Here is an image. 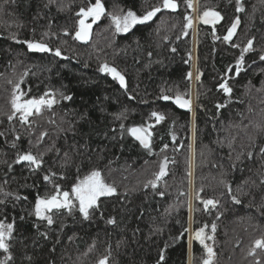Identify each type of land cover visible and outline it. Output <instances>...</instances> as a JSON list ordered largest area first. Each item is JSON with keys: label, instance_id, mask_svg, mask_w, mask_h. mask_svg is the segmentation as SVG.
<instances>
[{"label": "trees", "instance_id": "trees-1", "mask_svg": "<svg viewBox=\"0 0 264 264\" xmlns=\"http://www.w3.org/2000/svg\"><path fill=\"white\" fill-rule=\"evenodd\" d=\"M95 2L0 0V222L14 226L0 261L98 264L107 256V264H203L206 251L194 233L205 225L212 231L215 223L213 239L205 242L214 264H264V249L252 251L264 240V0H240L239 12L236 0H196L198 17L212 10L221 19L212 28L196 21L195 52L193 24L184 27L193 6L185 0L127 33H116L109 14L143 16L162 0H101L105 14L89 39H75L77 14ZM248 40L253 45L237 74ZM31 41L59 48L61 56L29 51L25 42ZM193 54L194 84L187 78ZM105 63L124 76L126 87L99 70ZM22 80L23 100L47 94L56 101L28 123L18 114L8 119ZM224 82L230 94L219 88ZM162 90L172 97L193 94L191 110L160 99ZM154 111L164 120L157 123ZM147 126L151 147L144 150L127 130ZM29 151L41 159L39 168L15 163L18 153ZM165 157L167 175L155 189L146 187ZM92 170L116 192L100 197L85 220L72 187ZM56 185L76 207L71 214L53 210L49 225L34 206L37 197L55 194ZM207 199L218 201L216 207L205 210Z\"/></svg>", "mask_w": 264, "mask_h": 264}, {"label": "snow or ice", "instance_id": "snow-or-ice-1", "mask_svg": "<svg viewBox=\"0 0 264 264\" xmlns=\"http://www.w3.org/2000/svg\"><path fill=\"white\" fill-rule=\"evenodd\" d=\"M185 3L189 8L193 6L192 0H185ZM237 7L236 11H242L243 9L240 6V0H236ZM178 5L176 3V0H162V5L157 6L153 8L152 10L146 12L143 16H138L135 12L129 10L124 14L121 15H112L109 14L112 24L115 26L116 33H127L134 25L137 24H144L145 22L151 20L158 12L161 11V9H170L172 11H175L177 9ZM105 14L104 6L101 4V0H96L94 5H91L86 10L84 8L80 9V12L77 14L81 18L78 21L79 27L78 30L75 32V39L80 41H87L89 38V30L91 29V24L86 23V19L88 17H92V23H95L96 20H98L102 15ZM185 21L187 22L184 27L185 29L190 28L192 26V18L188 15H185L184 17ZM199 20H201L203 23H213L216 21H219L221 19L220 13L212 10L205 11L202 16L198 17ZM239 23V20L237 19L235 22L232 23L231 27L228 29V33L226 36H224V40L228 41L233 36L237 24ZM65 34H67V31H65ZM187 34V33H185ZM47 35V33H45ZM15 37H13L14 39ZM27 43V48L29 51L34 52H53V54L57 57L61 56V50L59 48H56L54 51L49 47L47 43L44 42H25ZM253 45L252 40H248L247 46L243 48L241 52L240 58L237 60L236 63V72L237 74L240 72L241 68L240 65L243 63L244 59V53L251 50ZM237 45H233V47H236ZM175 51V49H173ZM260 60L264 61V54L260 56ZM101 72H106L111 74V76L118 80L121 87H126L125 78L124 76L115 68L110 67L109 65L102 64L99 69ZM231 70V69H230ZM191 73H188V79H191ZM196 79L199 80L200 76L197 75ZM20 85L17 84L15 86V89L13 91V96L11 100V106L13 109V112L11 115L8 116L9 120H12L13 117L19 113L20 114V120L22 123H28V117L32 116L34 114H40L42 111V108L44 106L51 107L56 101L54 99L41 97L40 99H28L21 102V98L24 95L23 93H20L19 95L16 94L17 90L19 89ZM220 89H223V91L226 94H230L232 89L228 86L227 82L221 83L219 85ZM170 91V90H169ZM64 99H71V97L64 96ZM160 99H163L165 101L172 100L173 103H175L180 108H186L189 111L191 110V99L185 98V95L180 94L177 92L175 97H172L170 95L164 94L162 90V95ZM217 107H222L221 105H217ZM153 117H155L156 122L160 123L162 120H164V115L159 112H152L151 114ZM121 128H123V125H121ZM129 133L134 136L140 144L145 149H150V140L149 137L151 136V133L148 132L147 128L143 127H133L128 129ZM46 135V133H41V139ZM19 139V137H17ZM165 148L167 145L164 146ZM163 151V149H162ZM261 152L264 153V148L261 149ZM251 155V154H250ZM21 162H28L29 166H35V168H39L41 165V159L33 155L30 151L27 153L17 154L15 163L19 164ZM167 157H165V160L161 162L159 172L155 174V179L148 181V185H151L153 189L157 187V182L167 175ZM191 175V173H189ZM45 181L49 180V177L46 175L44 177ZM221 184L225 185L228 188L229 193L231 194V187L227 184L226 181L221 180ZM56 193L48 196V197H37L35 201L34 206V212L38 219L40 220H46L49 225L53 224V218L50 215H47V213L52 212L53 209L59 210V209H67L69 214H71L72 210L76 207V204L73 202L72 197L75 198V201H78V207L79 212L83 216L85 220H88L90 218V209L95 210L98 205L97 201L100 197L103 196H111L116 192V188L113 185H110L104 181L102 178L101 172L99 170H92L88 175H86L82 180H79L75 185L72 187V197H70L68 192H61L59 189V186L56 185ZM199 194H197V199H199ZM233 200L237 203L239 201L235 196L232 197ZM201 203H203L205 210L209 209V206L215 208L218 201L213 199H207L202 200ZM189 210H192L191 204H189ZM108 224H115V220L112 218H109L107 220ZM13 224L9 223L5 225L3 222H0V250H3V252L8 253L9 252V245L7 243L8 239H11L12 233H13ZM205 228H207V225L204 227L198 229L194 233V238L196 240H199V242L204 246L206 251V258L203 260V264H214V257L215 252L213 251V248L205 243V240H211L213 239L212 236H206L205 235ZM212 231L215 232L216 225L215 223L211 226ZM187 231V229H185ZM255 248H261L264 249V240H256L254 242V249ZM252 254V253H250ZM11 256L8 255L6 257V260H10ZM29 259H31L29 257ZM164 259L163 252H161L160 260L162 261ZM108 257L105 256L102 259L98 261V264H107ZM0 264H5V261H0Z\"/></svg>", "mask_w": 264, "mask_h": 264}, {"label": "rangeland", "instance_id": "rangeland-1", "mask_svg": "<svg viewBox=\"0 0 264 264\" xmlns=\"http://www.w3.org/2000/svg\"><path fill=\"white\" fill-rule=\"evenodd\" d=\"M192 9H193V15H192V21H194V24H193V36H194V46H193V52H195V35H196V28H197V23H196V21L198 20V15H197V9H196V0H193V7H192ZM81 18V17H80ZM99 20V19H98ZM98 20H96V22L95 23H92V17H88L87 19H86V23H89V24H91L92 26H91V29L89 30V33H91V31H92V28H93V26L97 23V21ZM121 33H123V32H121ZM228 33V32H227ZM227 33H226V35H227ZM194 57H195V55L193 54V65H192V75H191V80H192V84H194V80H195V75H194V71H195V65H194ZM22 82H23V80L22 81H20L18 84L20 85V87H19V89L17 90V92H16V94L17 95H19L20 93H23V91H22V89H21V84H22ZM120 84V83H119ZM15 89V88H14ZM24 94V93H23ZM24 96H25V94L22 96V98H21V102H23L24 100H23V98H24ZM193 94H192V96H191V102L193 103ZM18 114V116H20V114L19 113H17ZM147 128V130H148V132H150V126H147L146 127ZM127 133H128V130H127ZM151 133V132H150ZM129 135V134H128ZM192 142H193V137H192V134H191V146H192ZM104 197V196H103ZM74 198V197H73ZM53 210H55V209H53ZM52 210V211H53ZM51 213L52 212H50V213H47V215H51ZM5 225H7L6 223H4ZM211 230H206L205 229V235L206 236H210L211 235ZM207 241V239L205 240V242ZM5 264H7V262H5Z\"/></svg>", "mask_w": 264, "mask_h": 264}, {"label": "water", "instance_id": "water-1", "mask_svg": "<svg viewBox=\"0 0 264 264\" xmlns=\"http://www.w3.org/2000/svg\"><path fill=\"white\" fill-rule=\"evenodd\" d=\"M90 35V34H89ZM89 39V38H88ZM81 42H86V41H81ZM175 106H177L176 104H175ZM179 107V106H178ZM180 108V107H179ZM180 110H183V111H186L187 109L186 108H180ZM133 128V127H132ZM128 134H129V136H130V138L132 139V140H134L135 142H137L139 145H140V147L142 148V149H144V150H149V149H145L141 144H140V142L134 137V136H132L129 132H128ZM149 140H150V147H151V139H150V137H149ZM28 163V162H27ZM193 240L195 241V242H197V243H200L199 242V240H196L194 237H193Z\"/></svg>", "mask_w": 264, "mask_h": 264}, {"label": "flooded vegetation", "instance_id": "flooded-vegetation-1", "mask_svg": "<svg viewBox=\"0 0 264 264\" xmlns=\"http://www.w3.org/2000/svg\"><path fill=\"white\" fill-rule=\"evenodd\" d=\"M200 21H201V20H200ZM201 22H202V21H201ZM202 23H203V22H202ZM217 23H218V21L213 22V23H208V24H206V26L212 28V27H214L215 25H217ZM231 38H232V37H231Z\"/></svg>", "mask_w": 264, "mask_h": 264}, {"label": "bare ground", "instance_id": "bare-ground-1", "mask_svg": "<svg viewBox=\"0 0 264 264\" xmlns=\"http://www.w3.org/2000/svg\"><path fill=\"white\" fill-rule=\"evenodd\" d=\"M193 24H194V21H193Z\"/></svg>", "mask_w": 264, "mask_h": 264}]
</instances>
